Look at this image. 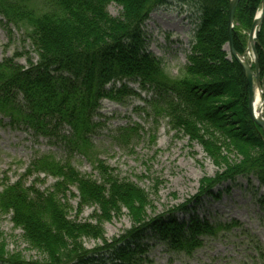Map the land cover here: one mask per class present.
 Instances as JSON below:
<instances>
[{
    "label": "trees",
    "instance_id": "obj_1",
    "mask_svg": "<svg viewBox=\"0 0 264 264\" xmlns=\"http://www.w3.org/2000/svg\"><path fill=\"white\" fill-rule=\"evenodd\" d=\"M169 1L44 0L46 9L38 13L30 0H0V16L6 25L26 27V38L36 55L35 63L28 59L26 67L14 58L0 62V117L35 137L56 141L67 155L82 156L97 127L94 118L100 101L119 102L122 95L139 97L127 86L135 83L140 91L150 93L149 99H143L147 107H159L174 128L198 140L210 157L217 158L221 149L227 151L229 146L246 152L242 163L202 183L192 203L210 195L209 190L216 185L238 177L254 178L264 187V134L257 133L250 121L242 68L227 60L223 51L228 43L230 0H184L194 5L199 22L188 63L175 79L165 74L161 62L147 52L142 31L149 14ZM113 3L121 8L117 18L110 17L106 10ZM260 8L261 0L238 2L231 32L238 55L245 49L241 31L250 30ZM255 51L264 103V17ZM227 112L235 113L232 122L246 125L247 137L229 126ZM97 169L106 175L107 169L101 163ZM26 171L61 181L47 194L26 187L22 180L1 186L0 211L11 214L10 220L22 232L23 242L43 260L26 261L19 253L4 251L0 235V264H148L139 256L144 252L139 241L146 232L156 235L167 247L190 254L201 246V238L213 236L216 230L196 218L186 226L173 213L149 218L144 212L147 197L143 190L111 178L106 180L105 189L75 172L68 161L60 164L45 156L33 160ZM68 186L76 187L79 194L77 216L83 206L97 207L100 214L93 215L96 225L67 218L69 208L58 193H65ZM122 207L130 212L132 226L107 243L100 220H110L111 214ZM176 209L188 210L184 205ZM83 238L101 241L102 247L86 250ZM106 252L112 254L111 262L95 259H102Z\"/></svg>",
    "mask_w": 264,
    "mask_h": 264
},
{
    "label": "rangeland",
    "instance_id": "obj_2",
    "mask_svg": "<svg viewBox=\"0 0 264 264\" xmlns=\"http://www.w3.org/2000/svg\"><path fill=\"white\" fill-rule=\"evenodd\" d=\"M30 1L38 13L46 9L44 0ZM106 10L112 18H117L121 12V8L114 3ZM197 17L190 1L171 0L154 9L143 24L145 48L161 62L162 70L170 78H177L188 63L195 26L199 22ZM248 32L241 31L245 37V49ZM26 34L25 26L6 25L0 16V62L14 58L24 67L28 59L35 63L36 55ZM227 44L223 51L227 53V60L231 61ZM247 58L252 64V57ZM127 86L139 97L122 95L119 102H100L98 115L94 118L97 127L90 135V146L82 156L67 155L64 147L56 141L35 137L23 128L10 126L7 119L0 117V187L22 180L26 187L31 186L47 194L61 180L26 171L28 165L45 156L60 164L68 161L75 172L103 185L105 189L108 187L106 180L111 178L117 183H131L143 190L147 197L144 212L149 218L173 213L176 220L185 222L186 226L191 218H196L216 229L213 236L201 238V246L190 254L175 251L153 233L146 232L139 241L140 249H144L139 256L146 258L148 264H264V187L254 178L238 177L216 185L209 190L210 195H203L196 203L191 202L198 196L202 183L223 175L226 168L242 163L246 152H237L229 146L227 151L221 149L217 158L210 157L198 140L190 139L187 133L174 128L164 111L144 104L143 99H149L150 93L140 91L135 83H128ZM234 116L235 113L227 112L225 119L232 129L238 128L236 131L246 136L248 128L245 124L241 126L232 122ZM254 128L257 133L261 132ZM129 129L132 132H126ZM232 129L229 130L233 132ZM206 139L203 137L202 140ZM224 158L226 161L222 162ZM98 163L106 167L105 176L97 169ZM64 192L58 195L69 208L67 218L96 225L97 219L93 215L100 214L97 207L83 206L77 216V188L68 186ZM181 205L188 210L176 212ZM130 217V212L122 207L111 214L110 220H100L107 243L131 228ZM10 219V213L0 211L4 251L19 253L26 261L43 260L40 254L23 242L22 232L13 227ZM82 243L86 250L102 247L101 241L88 238H83ZM133 248L134 245H130V249ZM111 255L106 252L102 259L94 257L109 263Z\"/></svg>",
    "mask_w": 264,
    "mask_h": 264
},
{
    "label": "water",
    "instance_id": "obj_3",
    "mask_svg": "<svg viewBox=\"0 0 264 264\" xmlns=\"http://www.w3.org/2000/svg\"><path fill=\"white\" fill-rule=\"evenodd\" d=\"M239 1L240 0H230L228 6V27H227L228 52L230 57L235 62L238 63V65L242 68L243 71L244 80L246 82L247 93H248V114L250 121L254 125V127H256L257 129L261 130L262 133H264V119L262 118L263 110H264L263 94H262L261 82L259 79L258 62H257L256 51L254 46V41L257 37L258 29L264 17V0H261L260 11L257 13V15L255 16L252 22V25L247 35V47L242 55H238L233 49L232 38H231V32L234 27V13ZM250 52L253 56L252 64H250L246 58ZM254 85L255 88L260 91V99H261V107H262V113L258 118L254 116V113L252 112V108H251L253 101Z\"/></svg>",
    "mask_w": 264,
    "mask_h": 264
},
{
    "label": "bare ground",
    "instance_id": "obj_4",
    "mask_svg": "<svg viewBox=\"0 0 264 264\" xmlns=\"http://www.w3.org/2000/svg\"><path fill=\"white\" fill-rule=\"evenodd\" d=\"M256 58H257V56H256ZM251 108H252V112L254 113V116L258 118L260 116V114L262 113L260 91L258 89L253 90V101H252V107Z\"/></svg>",
    "mask_w": 264,
    "mask_h": 264
}]
</instances>
